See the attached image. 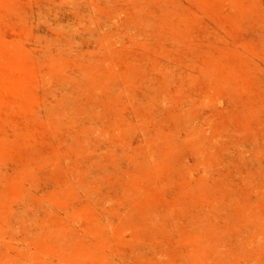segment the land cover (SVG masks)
Here are the masks:
<instances>
[{
  "label": "rangeland",
  "instance_id": "374dc122",
  "mask_svg": "<svg viewBox=\"0 0 264 264\" xmlns=\"http://www.w3.org/2000/svg\"><path fill=\"white\" fill-rule=\"evenodd\" d=\"M0 264H264V0H0Z\"/></svg>",
  "mask_w": 264,
  "mask_h": 264
}]
</instances>
